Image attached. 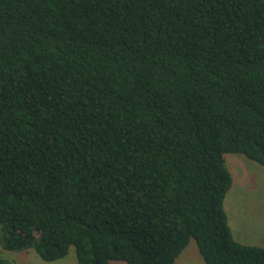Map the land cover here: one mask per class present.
I'll return each instance as SVG.
<instances>
[{"label":"trees","instance_id":"trees-1","mask_svg":"<svg viewBox=\"0 0 264 264\" xmlns=\"http://www.w3.org/2000/svg\"><path fill=\"white\" fill-rule=\"evenodd\" d=\"M226 152L264 164V0H0L4 249L264 264Z\"/></svg>","mask_w":264,"mask_h":264},{"label":"crops","instance_id":"crops-1","mask_svg":"<svg viewBox=\"0 0 264 264\" xmlns=\"http://www.w3.org/2000/svg\"><path fill=\"white\" fill-rule=\"evenodd\" d=\"M230 156L229 165L235 172L240 170V174H242V166L248 165L247 162L244 161L242 157H239L240 155ZM225 165L231 175V188L233 183L232 171L226 164V161ZM261 172L264 173V170H261ZM230 188L227 190L224 197L223 206L233 237L244 244L264 246V197L261 201H257V204H252L251 201L248 202V195L244 194L241 196L236 195L235 197L231 195L228 199L227 196ZM254 195L260 197L259 194ZM172 264H204L202 256L197 249V245L192 238L189 239L185 247L174 258Z\"/></svg>","mask_w":264,"mask_h":264},{"label":"rangeland","instance_id":"rangeland-1","mask_svg":"<svg viewBox=\"0 0 264 264\" xmlns=\"http://www.w3.org/2000/svg\"><path fill=\"white\" fill-rule=\"evenodd\" d=\"M230 155H240L239 157H242V159L247 162L248 165L242 166V174H240V170L235 172V170L229 165ZM223 158H225L224 162L226 161L233 176V183L228 191V199L231 195L235 197L236 195L241 196L244 194L248 195V202L251 201L252 204H257V201H261L264 197V173L261 172V170H264V165L248 159L243 154L233 152L224 153ZM254 194H259L260 197H256ZM0 257L7 260L10 264H76L74 248L72 245L69 247L67 254L63 257L47 261L41 259L32 248L24 250H8L4 249L0 244ZM111 263L127 264L123 260H112Z\"/></svg>","mask_w":264,"mask_h":264}]
</instances>
